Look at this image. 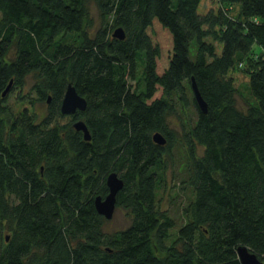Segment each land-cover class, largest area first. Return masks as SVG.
<instances>
[{"label": "trees", "instance_id": "16d2710c", "mask_svg": "<svg viewBox=\"0 0 264 264\" xmlns=\"http://www.w3.org/2000/svg\"><path fill=\"white\" fill-rule=\"evenodd\" d=\"M201 1L0 0V264H241L238 245L264 263V0ZM68 83L86 100L74 115ZM110 172L130 223L107 232L94 198ZM169 173L190 191L179 225L158 201Z\"/></svg>", "mask_w": 264, "mask_h": 264}, {"label": "rangeland", "instance_id": "374dc122", "mask_svg": "<svg viewBox=\"0 0 264 264\" xmlns=\"http://www.w3.org/2000/svg\"><path fill=\"white\" fill-rule=\"evenodd\" d=\"M219 3L217 0H202L198 11L205 12L208 9H212L214 11L217 10ZM238 13V6L233 5L229 6V13L231 16H235ZM91 14L96 20L97 18V12L95 8H91ZM219 48L220 46L217 45ZM258 50V48L256 49ZM231 75L233 76L235 85L237 87V93H236V103L239 108H244V99L248 96L247 89H246V81L247 76L244 74L241 70L232 71ZM31 83V79L27 80L26 85L21 89H15L12 90L9 93L7 104L12 107L13 110H17L20 107L23 106V103L28 105L29 97L31 96L28 94V87ZM30 95V96H29ZM28 96V100H24V97ZM33 109L36 112H39L43 114L46 110V106L44 104H39L38 102H35V106ZM191 114L190 112L187 113L189 116ZM68 120V118H61L60 122L65 123ZM171 126L175 129V131L178 133H181L180 128V122L178 119L173 118L171 121ZM182 154L175 155L174 158L177 161V157L182 159V155L184 154L183 148L179 149ZM178 150V151H179ZM175 150V152H178ZM180 159V160H181ZM182 166V165H180ZM190 199V191L187 188H181V183L177 184V181H175L173 178H171L170 173L168 174V179L166 186L164 189L159 191L158 193V201L161 210H165L168 212V214L176 221L177 225L181 223L183 214L182 210L187 204V202ZM130 223V217L127 214L126 210H124L122 207L117 206L114 209L113 215L109 220H106L103 224V228L107 232H112L116 230H121L125 227H127Z\"/></svg>", "mask_w": 264, "mask_h": 264}, {"label": "water", "instance_id": "95a60500", "mask_svg": "<svg viewBox=\"0 0 264 264\" xmlns=\"http://www.w3.org/2000/svg\"><path fill=\"white\" fill-rule=\"evenodd\" d=\"M113 36L118 39H123V30L121 28H116L113 32ZM10 84L11 82L3 90V96L9 90ZM190 87L198 108L202 113L206 114L208 111L207 103L201 96L193 78H191ZM47 102H49V98L47 99ZM85 108V98L77 93L75 87L71 83H68L60 104V112L64 115H74L79 111H84ZM73 127L75 130L81 131L83 133L85 140L90 139V135L84 121H74ZM152 138L155 143L160 145H163L166 142L163 135L159 132L154 133ZM105 183L108 193L104 197H101L100 195L96 196L94 198V207L100 215H102L106 220H109L112 217L116 207V195L118 191L122 189L124 183L115 172H110L106 176ZM236 253L241 264H264L263 261L254 252L250 251L245 245H238L236 248Z\"/></svg>", "mask_w": 264, "mask_h": 264}]
</instances>
